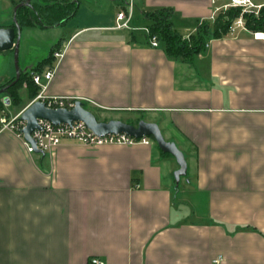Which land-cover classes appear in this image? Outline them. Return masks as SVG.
<instances>
[{
	"label": "crops",
	"instance_id": "crops-1",
	"mask_svg": "<svg viewBox=\"0 0 264 264\" xmlns=\"http://www.w3.org/2000/svg\"><path fill=\"white\" fill-rule=\"evenodd\" d=\"M26 1L0 0V29L12 28ZM69 1L77 10L64 25L22 28L19 50L32 40L28 29L60 43L45 95L80 101L106 114L92 112L100 122L155 123L182 152L186 174L176 184L175 159L149 138L64 140L42 155L0 130V264H264V42L233 26L191 60L170 58L149 45L150 16L168 11L188 38L220 3L132 0L130 29H116L126 0ZM12 54L0 52L3 81L15 77ZM48 57L40 50L21 71ZM27 91L5 112L30 105Z\"/></svg>",
	"mask_w": 264,
	"mask_h": 264
},
{
	"label": "trees",
	"instance_id": "trees-1",
	"mask_svg": "<svg viewBox=\"0 0 264 264\" xmlns=\"http://www.w3.org/2000/svg\"><path fill=\"white\" fill-rule=\"evenodd\" d=\"M44 3L41 5L33 2L30 6H21L16 10L15 23L20 29L35 25L42 28L64 25L75 15L77 10L76 4L69 0H44ZM240 12L241 10L238 8H229L226 11L219 12L213 21L203 22L197 27L194 34L188 38H182L170 22V13L162 10L150 16L152 23L148 27V30L151 36L155 35L157 37L159 44L163 46L164 51L170 58H181L189 61L194 55L205 50L207 42L210 39H217L226 35L240 15ZM243 18L248 31L264 32V8L260 10L257 17L249 14L243 15ZM12 27L15 28V25ZM59 46L60 43L58 42L52 47L49 57L42 60L28 72L24 73L20 71V77L15 84L11 85L14 80L12 78L4 86L0 87V90L7 87L0 94V113L5 110L2 104L3 97L9 99L11 107L20 104L19 90L24 83L28 89L29 101L36 97L38 87L31 81V76L35 73L41 74L45 68L52 66L54 61L52 54L58 50ZM95 117L97 120L99 119L96 115ZM149 139L153 140L151 137ZM162 154L169 155L163 152Z\"/></svg>",
	"mask_w": 264,
	"mask_h": 264
},
{
	"label": "built area",
	"instance_id": "built-area-1",
	"mask_svg": "<svg viewBox=\"0 0 264 264\" xmlns=\"http://www.w3.org/2000/svg\"><path fill=\"white\" fill-rule=\"evenodd\" d=\"M212 4L220 3L214 10V16L212 20L216 17L219 12L228 10L229 8H238L241 10L240 15L234 21L233 26L239 27L240 29L247 31L245 27V21L243 15H253L258 16L260 10L264 8V3L261 0H211ZM133 13V3L132 0H126L123 7L116 14L115 17V28L116 29H130V21L132 19ZM232 27L230 29H232ZM149 41V45L152 48L159 47V42L155 35L151 36L149 34L148 28L144 30ZM252 37L256 40H261L264 42V32H252ZM62 52L56 51L52 54L55 60H59L62 57ZM54 66L47 67L41 74H33L31 76V81L38 87V93L33 99V102H42L44 105L51 109H67L73 108L75 100L68 97H56L47 96L45 91L48 83L52 80L54 75ZM2 104L4 109L8 108L10 101L7 97L3 98ZM21 112L10 116L8 113L2 111L0 113V130L9 131L13 133L16 137L23 140L26 151L33 154V149L29 143H27L22 134V129L25 126V122L19 119ZM39 128L34 130L31 134L32 139L35 142V146L38 150L44 154L50 153L53 149L57 148L62 141L71 140L75 141L83 146L87 147H100L107 145H123L130 146L138 143H147V139H135L122 134H111L104 136H97L92 131H90L84 123L73 122L69 125L60 124L53 125L46 120H38ZM89 264H104L98 258H92Z\"/></svg>",
	"mask_w": 264,
	"mask_h": 264
},
{
	"label": "water",
	"instance_id": "water-1",
	"mask_svg": "<svg viewBox=\"0 0 264 264\" xmlns=\"http://www.w3.org/2000/svg\"><path fill=\"white\" fill-rule=\"evenodd\" d=\"M31 0L20 3L15 6L13 11V22L15 28H4L0 29V52L13 50L14 64L16 75L11 85L15 84L19 77L20 71L17 65V53L20 42V28L15 23L16 10L21 6H27ZM7 88V87H6ZM5 88V89H6ZM0 90V94L5 91ZM19 119L25 122L24 128L21 130L24 140L30 144L35 154H42L43 152L38 150L35 146V142L31 137L34 130L39 128L38 120H46L53 125L65 124L69 125L73 122H82L85 126L97 136L111 135V134H122L135 139H146L152 138L158 149L166 154L171 155L177 165L178 169L174 172V179L178 184L179 179L186 174V160L182 152L176 147L173 142H167L159 127L155 123H148L145 121H139L136 126L127 124L118 120H110L107 122H100L97 120L95 115L88 111L84 104L80 101L74 103L73 108L67 109H51L44 105L42 102H33L28 105L20 114Z\"/></svg>",
	"mask_w": 264,
	"mask_h": 264
},
{
	"label": "rangeland",
	"instance_id": "rangeland-1",
	"mask_svg": "<svg viewBox=\"0 0 264 264\" xmlns=\"http://www.w3.org/2000/svg\"><path fill=\"white\" fill-rule=\"evenodd\" d=\"M22 30H23L22 33H20V40L21 41L23 40V35L26 32V29H22ZM33 30L34 29H28L27 30L28 36L32 37V40L30 41V43H28L27 45L26 44L24 45L27 47L24 49L22 47V49H20V50L18 48L17 65H18L19 71H21V69L24 68V65L26 63H30L31 61H33V59H35V57L38 56V52L40 50H44L46 52V55L48 56L50 53V50L52 48V46H49L48 44L44 43L45 41H47V37H44V38L39 37L37 33L40 31H33ZM49 32H51V31H49ZM34 37H35V40H34ZM22 46H23V44H22ZM3 66H4V61L0 55V80H1L0 87L4 86L9 80H11V79H9V80L3 81L4 75H1ZM10 69H11L10 73L15 76L16 71H15V64H14V54H12V61H11ZM23 85H25V83ZM2 89H5V88H2ZM24 95H25L24 93L21 94L22 98H25ZM91 111L94 112L96 115H98L100 119H102L106 115V114L97 113L95 110H92V109H91Z\"/></svg>",
	"mask_w": 264,
	"mask_h": 264
}]
</instances>
